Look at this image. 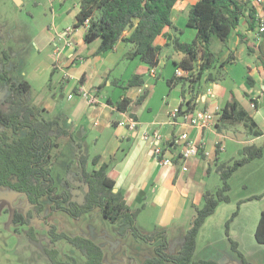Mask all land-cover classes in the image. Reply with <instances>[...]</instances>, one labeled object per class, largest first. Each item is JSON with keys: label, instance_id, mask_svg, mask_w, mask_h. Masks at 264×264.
Listing matches in <instances>:
<instances>
[{"label": "crops", "instance_id": "1", "mask_svg": "<svg viewBox=\"0 0 264 264\" xmlns=\"http://www.w3.org/2000/svg\"><path fill=\"white\" fill-rule=\"evenodd\" d=\"M196 1L178 0L172 9L171 19L183 30L180 35L182 41H191L195 36V30L186 27V15L190 5ZM34 3L41 7L32 14V20L37 24L35 51L42 57L36 60L29 71L23 72L22 80L31 85L26 95L27 100L37 107L44 108L46 112L54 111L56 106L65 111L54 117H58L59 122L62 121L60 124L71 133L79 130L78 138L86 135L92 128L97 130L92 137L95 146L92 157L98 155L99 161L90 165L92 157L86 153L89 157V170L108 162L117 172L115 188L124 192L132 209L139 206L144 209L145 201L149 198L151 208L156 210L152 232L164 229L168 234L174 221L181 218L187 204L193 209L198 206L202 193L207 190L204 177L210 174L212 164L221 163L219 158L226 150L225 140L243 144L242 149L251 144L263 146V154L257 159L264 167V70L258 49L250 52L256 54V59L246 65L244 93L235 91L232 83L226 82L227 77H231V68L236 63L233 51L225 53L222 57L217 56L222 60L233 54L234 59L225 65L226 77L223 81L205 82V73L194 110L216 111L215 124L204 128L193 127L175 115L181 102V88H170L166 83V79L174 74L175 65L173 64L175 69L171 75L157 72V67H166L169 60L173 63L172 59L168 58L171 57L172 46L164 48V56L161 54L159 64L153 68H149L138 57L130 60L124 58L123 54L129 46L122 41H118L109 51L95 54L100 40L85 43V28H74L79 0H35ZM236 31L237 35H245L248 40L247 43L244 42L246 44L257 45L261 41L255 31L247 30L244 18H241ZM164 32L175 34L168 28H165ZM238 41L241 42L239 36ZM155 42L164 45L169 42V38L158 36ZM133 74L141 75L143 84L131 86L123 91L122 87ZM150 79L156 81L151 84ZM38 83L41 86L40 92L36 89ZM80 87L95 93L97 102L94 105H89L80 95ZM143 90L147 92L146 97L143 102L136 104L134 100ZM68 94H72V97L69 98ZM124 95L133 102L128 111L120 112L108 100L115 102ZM237 95L240 96V103L234 100ZM58 96H65L63 100L66 104H63ZM251 97L257 98L255 106L251 105ZM185 98H189V93H185ZM228 100L235 101L237 108L256 126L250 129L243 121H219L218 112ZM234 123H242L244 128L240 130ZM153 132L158 133V139L152 138ZM182 132L188 133L204 156H179L173 161L182 149ZM145 133L149 136L147 139L143 138ZM238 134L245 135L246 139H239ZM155 145L163 148V157L168 158L169 163L162 164L160 158L153 154ZM252 162L247 164L248 167ZM243 168L244 166L239 169ZM260 170L261 179L264 181V169ZM235 173L229 179L230 186Z\"/></svg>", "mask_w": 264, "mask_h": 264}, {"label": "trees", "instance_id": "2", "mask_svg": "<svg viewBox=\"0 0 264 264\" xmlns=\"http://www.w3.org/2000/svg\"><path fill=\"white\" fill-rule=\"evenodd\" d=\"M177 1L79 0L74 28H85V43L100 40L95 54L109 51L118 41H122L129 46L123 57L128 60L138 57L149 68L159 64L165 47L172 46V50L181 55L179 60H172L173 64L176 69H182L183 74L177 76L174 72L166 79V83L170 88L177 85L181 88V102L175 112L176 116H181L195 110V101L199 97L201 79L205 73V82L223 81L226 77L225 65L234 59L233 54H230L227 58L219 60L211 49L212 38L216 37L222 43H227L231 32L240 25L241 18L246 20L248 31H255L256 7L250 0H197L190 5L186 15V27L194 29L195 36L191 41H182L180 35L183 30L171 19L172 9ZM165 28L175 34L165 33ZM158 36H167L169 42L164 45L157 44L155 40ZM238 36L241 42H248L242 33H238ZM258 36L261 41L257 45L247 44V47L249 52L259 50L264 70V31ZM7 81L10 93L0 103V185L24 193L36 211L42 208L39 202L42 196L48 198L52 210H63L74 218L98 209L108 221L126 225L127 228L121 230V234L129 230L135 238L154 245L155 254L139 264H220L212 259L194 258L198 231L219 204L229 202V179L233 173L246 163L260 158L263 146L246 145L240 157L218 164L220 186L214 192L205 190L202 193L203 205L194 206V214L181 247L177 253L169 254L166 252L168 242L164 229L155 230L150 234H143L137 229L135 221L142 206L134 210L128 205L124 192L115 188L117 172L108 162L89 170V157L80 153V181L86 185L85 194L79 201H69L67 194L58 192L51 169L52 150L57 146L56 139L59 137L73 140L72 133L60 124L58 117L45 118L43 113L46 110L27 100L26 95L31 88L28 81ZM142 84V76L133 74L122 89L124 91L131 86ZM186 92L189 93L188 99L185 98ZM146 94V90H143L134 102L140 104ZM250 100L254 101L252 98ZM108 102L117 111L126 112L133 100L124 95L115 102ZM218 113L219 121H243L250 129L256 126L237 108L235 101L228 100ZM162 153L164 154V150ZM198 154L204 156L202 151ZM179 156L182 157L177 154L173 161ZM157 157L161 158L162 155ZM98 161L99 156L95 155L91 158L90 165H95ZM234 215L236 212L232 216ZM29 218V215L23 216L16 211L13 214L15 223H29ZM48 232L53 240L65 238L79 249L85 257L82 264H105L101 247L89 238L57 233L53 225L49 226ZM226 236L241 264H251L238 249L237 242L231 238L228 222ZM254 237L259 244L264 245V210L260 212ZM47 254L52 264H79L72 257L65 261L58 260L54 249L49 250Z\"/></svg>", "mask_w": 264, "mask_h": 264}, {"label": "rangeland", "instance_id": "3", "mask_svg": "<svg viewBox=\"0 0 264 264\" xmlns=\"http://www.w3.org/2000/svg\"><path fill=\"white\" fill-rule=\"evenodd\" d=\"M34 2L35 0H23L22 3L15 0H0V103L10 93L7 80L21 81L24 79L23 72L29 71L36 60L42 57L35 51L34 39L37 24L32 20V14L39 11L41 7L36 6ZM211 49L219 57L233 51L236 63L231 68V77L228 76L226 82L232 83L231 86L235 91L244 93L246 65L256 59V54L248 51L246 43L238 41L236 30L231 32L227 43H222L213 37ZM164 54L163 50L162 56ZM170 54V59L179 60L180 54L173 50ZM174 69L173 63L169 60L166 67H157V72L171 75ZM145 78L148 79L147 74ZM155 81L150 79L151 84ZM175 87L180 88L179 85ZM36 89L40 92L39 83ZM58 97L63 104H66L63 100L65 96ZM239 98L240 96L237 95L234 100L240 103ZM60 112L65 113L56 106L54 111L45 112L43 116L49 119ZM60 122L62 124V121ZM234 126L240 130L244 128L242 123H234ZM162 130L165 129L162 128ZM78 132L79 130H74L72 133L73 140L68 137L57 138V146L52 150V175L58 192L67 194L69 201H79L87 189L86 185L80 181L79 154L88 153L92 157L95 153L92 137L97 130L92 128L81 138H78ZM52 135L55 136V130ZM229 136L234 137L233 134ZM237 137L241 140L246 139V136L242 134H238ZM225 142L226 150L219 158L221 163L232 161L242 154L243 144L228 140ZM218 164H212L210 174L204 177L207 190L212 192L221 184L217 170ZM247 164L243 165L242 170L239 167V170H236L237 173L234 172L228 192L229 202L219 204L215 213L200 227L196 237L195 259H212L220 264H241L239 256L231 249L226 236L228 222L230 236L237 242L238 249L244 257L251 264H264V245L259 244L254 237L258 214L264 210V181L261 179L260 170L264 167L258 159H254L250 167ZM253 196L258 197L250 198ZM149 200L148 198L145 201L146 206L140 209L141 212L138 213L135 221L137 229L143 234L154 230L153 221L156 210L151 208ZM39 202L42 208L36 211L24 193L0 185V264H52L47 254L51 249L56 251L58 260L65 261L72 257L82 264L85 257L81 251L65 238L53 240L48 232L50 225L55 227L57 233L82 236L95 242L102 249L105 264H139L145 258L155 254L153 244L135 238L129 230L121 234L120 231L126 229V225L108 221L98 209L74 218L63 210H52L46 196H42ZM202 205L201 199L197 207ZM15 211L23 216L29 215V223H15L13 221ZM234 212L236 215L232 216ZM193 214V207L187 204L181 218L174 221L166 234L167 253H177L184 241Z\"/></svg>", "mask_w": 264, "mask_h": 264}, {"label": "built area", "instance_id": "4", "mask_svg": "<svg viewBox=\"0 0 264 264\" xmlns=\"http://www.w3.org/2000/svg\"><path fill=\"white\" fill-rule=\"evenodd\" d=\"M251 4H254L256 7V27H255V34L258 35L260 32L264 31V0H250ZM69 29L66 30L68 33ZM175 74L177 76H181L183 74L182 69H176ZM78 92L80 95L86 99L87 103L90 105H94L97 102V97L94 92H91L83 87L78 88ZM68 97H72V94H68ZM254 101H251V105L255 106V103L257 101V98L251 97ZM217 113L216 111H209L207 109L201 110V111H192L182 114L180 117L184 121L185 124L189 126H195L198 128H204L211 126L215 124V117ZM219 117V116H218ZM120 124H123V122H120ZM132 124V123H131ZM132 126V125H130ZM153 139H158L159 135L157 132H153L152 134ZM149 136L145 133L143 135L144 139H147ZM180 139L182 140V149L180 151V154L182 158H187L188 156H194L199 153V149L197 144L194 142L192 138L188 135L187 132H182L180 134ZM163 148L155 145L153 148V154L155 156L162 155L160 158V161L162 164L169 163V159L166 157H163Z\"/></svg>", "mask_w": 264, "mask_h": 264}]
</instances>
